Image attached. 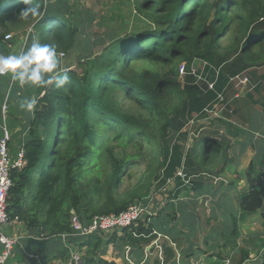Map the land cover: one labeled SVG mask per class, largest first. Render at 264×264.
<instances>
[{"label":"trees","instance_id":"16d2710c","mask_svg":"<svg viewBox=\"0 0 264 264\" xmlns=\"http://www.w3.org/2000/svg\"><path fill=\"white\" fill-rule=\"evenodd\" d=\"M58 2L38 0L40 20L19 16L25 7L22 0H0V54L13 52L7 34L30 27L23 50L37 37L42 44L54 45L57 52L72 54L80 34L87 33L83 9L80 17L73 18V14L67 16L71 8ZM132 3L137 14L154 27L111 29L108 43L95 39L94 32V39L83 40L82 57L73 68L62 71L68 81L57 87L56 76L51 74L53 83L38 88L36 108L23 126L24 163L11 170L10 220L17 219L51 242L65 235L68 243H81L86 264H117L103 257L111 232L75 233L73 213L87 225L94 216L119 214L131 204L149 202L150 195L170 179L182 185L179 170L194 184L206 175H220L234 161L231 141L218 129L200 126L196 129L199 137L187 147L188 126L204 119L207 107L229 100L234 103L237 90L232 77L247 73L257 92L264 87V0ZM97 43L103 44L101 50L90 51ZM85 44L90 47L87 52ZM198 61L202 75L181 79V64L186 62L191 71ZM210 81L216 83L214 89L208 87ZM16 82L0 76L1 119L5 100L9 106L13 103ZM227 113L232 119L220 121L237 136L235 111ZM52 124L56 133L50 140ZM143 165L144 171L137 175L134 170ZM253 167L252 162L247 173L249 189L241 201L248 213L264 204V182L256 183ZM240 179L236 175L235 180ZM131 227L127 237L132 245L134 236L153 231L142 219ZM70 255L65 246L59 256L67 260Z\"/></svg>","mask_w":264,"mask_h":264},{"label":"crops","instance_id":"0c3cea01","mask_svg":"<svg viewBox=\"0 0 264 264\" xmlns=\"http://www.w3.org/2000/svg\"><path fill=\"white\" fill-rule=\"evenodd\" d=\"M66 64L61 57V67ZM246 85H235L233 96L239 133L225 135L231 141L234 161L220 175H206L196 184L188 177L182 185L173 179L153 192L149 197L153 213L149 219L142 218L152 226V233L134 236L132 245L127 237L132 227L112 231L105 241V259L117 264H264V204L255 213L241 206L242 196L249 189L247 173L252 162L256 183L264 182V87L257 92L251 81ZM20 89L18 86L15 91L7 117L13 153L25 145L23 126L29 121V112L19 104L36 98L38 92V88L25 85L20 96ZM3 124L0 118V134ZM236 175L241 179L236 181ZM4 230L17 238L7 264H76L71 261L72 253H84L81 243H68L66 237H54L51 242L18 220ZM65 246L71 250L67 260L59 256Z\"/></svg>","mask_w":264,"mask_h":264},{"label":"rangeland","instance_id":"374dc122","mask_svg":"<svg viewBox=\"0 0 264 264\" xmlns=\"http://www.w3.org/2000/svg\"><path fill=\"white\" fill-rule=\"evenodd\" d=\"M58 3H61L65 8H71V11L67 16L73 14V18H76L77 15L80 17V10L83 9V16L85 18V30L86 35L80 34V39L76 41V46L73 48V53L70 55H67L63 52H58V54L61 55L62 58L67 61L66 66H62V71L73 68L75 64L78 62L80 51L79 48L82 47V41L85 40L87 37H89V40L94 39L92 36V32L95 33V39L99 38V40H105V43H108L110 41V38L107 37L108 32H110L111 29L119 30V32L127 31L130 29L138 30L139 29H148L154 27L150 22L146 21L142 16L137 14L133 7L132 0H58ZM125 20V21H124ZM80 21V20H79ZM28 33L31 31V27L26 29ZM25 30V31H26ZM25 31H21L20 33H12L11 39V48L13 49L12 54H16L17 52L23 51L25 44L27 42V32L25 34ZM122 32L121 34H123ZM9 40V39H8ZM38 41V40H37ZM102 43H97V46L92 48L90 51L98 50L100 51L102 48ZM84 51L89 50V46L85 44ZM93 47V44H92ZM97 51V52H98ZM80 52V53H79ZM2 55V54H0ZM201 61H198L196 66L197 68L201 66ZM67 65H69L67 67ZM264 69V68H263ZM241 76H248L247 73L240 74ZM249 77V76H248ZM18 86H20V91H17V95L20 96L23 94L22 88L24 86H21L19 82H16ZM245 88L247 87L244 86ZM240 94H241V88H240ZM8 94V93H7ZM239 95V93H238ZM236 100V99H235ZM38 102V100H37ZM236 101L232 103L231 100L225 102V106H219L215 108L212 112H207L205 109V112L207 113V116L204 119L200 120H194L188 128L191 130V134L189 136V140L187 142V147H190L194 144L195 140L199 137V133L196 129L200 126H202L205 129H209L211 131H214L215 129H218L219 132L222 135H227L228 131V124L224 123L220 120L224 119L225 121H229L232 118L228 115L227 111L230 113H233L236 110ZM3 106V105H2ZM229 106L231 108L229 109ZM10 106H8L7 111V117L10 114ZM2 113V109H1ZM32 112H29V114ZM233 116V115H232ZM56 133V127L54 124H52L51 133L49 135L50 140L53 139ZM200 154L203 151V143L199 144ZM48 154L50 150H47ZM49 165V164H48ZM47 165V168H48ZM145 167L140 166L137 167L134 172L139 175L144 171ZM184 173L183 170H180ZM36 177V175H35ZM136 177H134L133 180H135ZM128 182H126L127 184ZM230 264V261H228Z\"/></svg>","mask_w":264,"mask_h":264},{"label":"built area","instance_id":"2783aa9c","mask_svg":"<svg viewBox=\"0 0 264 264\" xmlns=\"http://www.w3.org/2000/svg\"><path fill=\"white\" fill-rule=\"evenodd\" d=\"M12 34H7L5 39H10ZM197 63L192 65L191 71L188 70L187 63L184 62L181 64L179 72L180 78L184 79L189 74L199 75ZM200 74L199 76H201ZM237 85H246L250 82L248 76L236 75L232 77L231 80ZM215 82H208V87L214 89ZM9 94V92H8ZM7 94V95H8ZM219 100L223 101L225 99L224 95L219 93ZM225 106V103H215L210 108L207 107V112H212L215 108L219 106ZM7 99L2 106V118L4 124L2 125V132L0 134V244L2 246L0 250V264H7L10 257L13 254L15 245L17 244V238L8 236L5 233L4 228L10 223L16 220H10L9 214L7 212L8 205V193L10 188L13 185V180L11 177V170L14 168H20L24 163L25 149L24 146L19 148L15 154L11 152L10 143L12 142V131L7 124V111H8ZM178 175L188 182V178L185 173L178 171ZM173 179H170L171 181ZM150 201V200H149ZM153 210L150 205V202H138L131 204L127 210L119 214H107V215H98L94 216L89 223L86 225L82 223L79 216L76 213H73L72 216V228L75 233L87 235L94 232H112L114 230H124V228H129L139 222L144 217L152 214ZM65 237V235H63ZM82 253H72L71 261L76 264H86L81 257ZM226 264H229L226 263Z\"/></svg>","mask_w":264,"mask_h":264},{"label":"clouds","instance_id":"9594fccd","mask_svg":"<svg viewBox=\"0 0 264 264\" xmlns=\"http://www.w3.org/2000/svg\"><path fill=\"white\" fill-rule=\"evenodd\" d=\"M25 7L20 11L21 18L42 19L41 6L38 0H22ZM51 74H55L54 81L57 87L68 81V76L62 73L61 55L51 44H42L34 40L25 50L9 55H0V76H10L21 86L43 87L53 83ZM37 100H22L19 107L22 110L33 112Z\"/></svg>","mask_w":264,"mask_h":264}]
</instances>
